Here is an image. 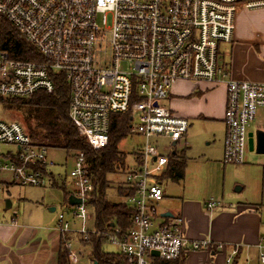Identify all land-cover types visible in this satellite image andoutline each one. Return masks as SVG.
Instances as JSON below:
<instances>
[{
	"label": "built area",
	"instance_id": "2783aa9c",
	"mask_svg": "<svg viewBox=\"0 0 264 264\" xmlns=\"http://www.w3.org/2000/svg\"><path fill=\"white\" fill-rule=\"evenodd\" d=\"M242 9L264 10V0H0V20L11 24L37 55L16 59L0 49V100L54 94L63 79L70 119L93 150L109 146L115 114H130L129 131L144 141L134 165L124 172L122 187L131 193L125 198L130 228L112 226L102 234L127 264H159L179 261L191 251L226 250L224 244L187 238L181 217L162 219L157 205L165 196L161 178L170 155H160L151 138L170 139L172 150L185 139L188 119L163 105L177 83L224 86V163H246L249 128L264 110V83L233 80L221 62V46L232 43ZM48 149L36 144L20 123L0 120V176L9 173L23 187L53 185L51 168L56 165L47 161ZM73 157V196L82 204L71 206L70 215L81 226L74 231L61 212L57 230L70 264H78L69 234L77 233L81 242L100 234L87 228L95 186L85 154ZM216 206L209 202L207 207ZM258 249L264 264V239ZM237 253L235 248L225 264H233Z\"/></svg>",
	"mask_w": 264,
	"mask_h": 264
},
{
	"label": "rangeland",
	"instance_id": "374dc122",
	"mask_svg": "<svg viewBox=\"0 0 264 264\" xmlns=\"http://www.w3.org/2000/svg\"><path fill=\"white\" fill-rule=\"evenodd\" d=\"M237 25L239 32L241 28L248 31L249 35H252L251 40H247V35L241 36L240 33L239 43L234 50L231 49L230 44L221 46L222 59L221 62L228 65L227 61L230 60V56L233 50V65L235 68L242 72H251L258 70L261 63L264 62V39L262 36L259 37L258 33L262 32L264 26V13L260 11H247L242 9L237 17ZM4 38V40H3ZM2 46L6 43L10 44L11 47L15 43V39L11 37H2ZM1 41V39H0ZM245 41L257 42L255 53L249 50L250 45ZM19 42V40L17 41ZM252 42V43H253ZM30 49V48H29ZM7 52L13 55V50L8 49ZM12 58H14L12 56ZM227 60V61H226ZM230 67V65H228ZM230 76V73H229ZM231 79H233L230 76ZM234 80V79H233ZM248 82V81H247ZM261 83V82H252ZM206 87L203 94H209L201 102L195 105H190V98L188 96L193 92V84L190 83H177L173 89V98L171 102L164 101L163 105L182 113L184 110L189 112L197 111L198 116H192L189 118L190 129L188 132L187 139V165L185 167V182H172L165 183V192L168 197L173 200L182 196L183 187H186L188 198L203 199L205 202L215 201L221 203H251L263 205L264 192H262V185L264 180V155H258L256 151H248L246 155V164L234 165V164H223L224 154L222 151L224 136L226 135V127L220 121L222 117L221 98L222 88L219 86L217 89L212 91L210 86L202 85V89ZM213 92V94H212ZM213 95V97H211ZM188 101V102H187ZM24 110H17L15 108H9L0 101V120L5 122H17L23 125L27 129L25 122ZM263 112L259 111L257 118L253 125L249 128L251 132L255 134L256 127L264 131V124L262 121ZM31 123L35 125V121ZM133 126L138 124V120L133 121ZM28 131V129H27ZM151 142L156 144L159 148L160 155L168 156L173 150L171 149V140L168 138L153 137ZM144 141L137 133L128 132L124 138L118 141V151L125 156V169L134 164V157L142 151ZM185 144L182 142L181 146ZM179 148V147H178ZM255 158V159H251ZM47 161L53 163L56 166L51 168L58 180H66L67 190H71L70 186V173L75 167L74 158L68 156L64 149L49 147L47 154ZM120 174H113L109 178L111 180V191L109 190V198L114 201H123L119 195L120 188L123 186V180L125 179V173L120 171ZM13 181V176L9 173H5L0 176V182ZM237 187L244 188L241 192H236ZM115 191V192H112ZM63 188H37V187H23L15 183L6 186L0 190V224L8 225V216L10 213L4 214L3 206L5 201L12 200L14 203V210L19 213V218L32 220L36 218L37 213L32 212L33 203H44V205L51 202L57 209L55 216L58 213L64 212L68 221L72 220L71 215L64 204L65 195ZM24 199V200H23ZM33 202V203H32ZM178 207V203H177ZM91 214V220L87 223L88 230H95L94 225V214L91 209H88ZM25 216V217H23ZM79 224L74 225L78 230L80 229L81 221ZM94 234L90 235L88 241L81 242V238L77 237L72 239L73 250L76 251L79 257L78 264H91L92 260V243L91 238ZM103 251L106 253L117 254L119 248L114 244H104ZM70 263V262H69ZM244 264V263H242Z\"/></svg>",
	"mask_w": 264,
	"mask_h": 264
},
{
	"label": "crops",
	"instance_id": "0c3cea01",
	"mask_svg": "<svg viewBox=\"0 0 264 264\" xmlns=\"http://www.w3.org/2000/svg\"><path fill=\"white\" fill-rule=\"evenodd\" d=\"M237 24L238 23L236 19L234 37L232 43H230L231 49L233 48V50L236 47H239L237 45V43H239V37L237 35L240 32L238 30L239 27ZM240 30L241 36L249 33L248 31H245L244 28H241ZM258 35L259 37L262 36L264 39V29H262V32H259ZM251 38L252 35L248 34L247 40H251ZM245 42H248L250 44L248 46L249 50L255 53L254 48L257 47V42ZM233 50L230 56V60H226L228 62L226 64L230 65V67L226 65V69L230 73V76L236 81L264 83V62L259 65L258 70L256 71L253 70L249 73L239 71V69L235 68L233 65ZM202 85L210 86L212 88V91L218 88L206 83L201 85L193 84V89L191 90L193 92L188 96V98H190V100H188L190 105H195L196 103L201 102L205 97L209 95L203 94V91L206 89V87L202 89ZM173 96L174 95L172 92L170 99H168L169 102H171ZM211 97H213V95ZM221 99L222 117L220 121L224 124L223 119L227 101V92L224 86L222 88ZM169 108H171V106ZM172 110L179 114L178 111L174 109ZM261 111L263 112L262 121L264 124V110ZM198 114L199 113L197 111L192 113L188 110H184L182 113L180 112L179 115L187 118L189 121L190 117H196L198 116ZM256 131L262 130L256 127ZM188 132L185 136V139L179 143L180 145H177L175 148H173V151L169 154L170 158L172 156L175 157V164H173L170 159V163L166 169V172L161 178L165 196L164 199L157 205L158 211L162 216V219H170L173 217L183 218L185 223V235L187 238L191 240L205 239L210 240L214 244H224L226 250L191 251L190 253L185 254L184 257L179 261L162 262L159 264H225L227 259L229 258V255L235 248H238V253L234 258L233 264H260L258 244L262 239H264V202L262 203L263 205L243 202H237L236 204L216 202L217 206L215 208L208 209V203L215 201L205 202L203 199L188 198L185 195L187 194L186 187H183L182 196L175 198L176 202L175 200H173V198L167 196L164 187L165 183H170V178L172 179V182H185V167L188 162L187 153L189 150L187 147ZM250 134H253V132H251V129L249 131V135ZM224 138H226V135L224 136ZM182 142L185 144L181 146ZM224 147L225 139L222 146L223 154ZM248 151H250L249 145ZM71 156L73 157V155ZM251 159L253 160L255 158L251 157ZM178 162H182L185 164L182 169L183 177L181 179H176V175L179 172L176 168V164H178ZM222 162L223 164H225L224 159L222 160ZM123 172H125V170ZM13 183L14 182L10 181H6L4 183L0 182V190L4 187V185L9 186ZM70 186L71 190L68 191L66 180H58L55 176L53 185L45 188H63L65 191L64 195L66 193L64 204L66 205V207L70 208L71 206H76L71 205L69 200L70 197H75L73 196L74 191L71 185V179ZM243 189L244 188L242 187H237L236 192H241ZM262 192H264V180L262 185ZM121 199H123V201L121 202L125 203V198ZM8 201H10V203H7V201H5V204L3 206V213H10V216L6 217L8 218V220L6 221L9 222V226L0 224V264H58L59 251L62 245V241L64 240V236L57 230L58 216L52 214L57 211V209L54 207V204L51 202V204L48 203L44 205V203L42 202H32L33 204H31V209L33 213H37V217L29 220L25 216L23 217H25L26 219H20L19 213L14 210V203L10 199ZM53 208L55 209V211L51 212L50 210H52ZM58 212L57 214L59 215ZM68 212L70 214V210H68ZM79 221V219L73 217L72 220L69 221L74 231L78 230V225L76 228H73V226L79 224ZM68 237L72 240L79 236L74 232L69 234ZM91 264H94L93 255Z\"/></svg>",
	"mask_w": 264,
	"mask_h": 264
},
{
	"label": "trees",
	"instance_id": "16d2710c",
	"mask_svg": "<svg viewBox=\"0 0 264 264\" xmlns=\"http://www.w3.org/2000/svg\"><path fill=\"white\" fill-rule=\"evenodd\" d=\"M2 37L15 39L14 45L6 43L2 46ZM0 49L13 50L16 59H36L37 55L29 45L19 37V34L7 21L0 20ZM19 40V42H17ZM30 48V49H29ZM7 107L24 110L25 122L31 139L38 145L64 149L67 155L84 153L89 172L95 186V191L89 199L88 205L94 214L95 230L99 236L91 238L94 262L97 264H127V259L120 254L106 253L103 245L107 244L104 232L111 230L112 225L123 231L130 228L131 211L125 203L109 198L111 190L110 176L125 170V156L118 151L117 144L128 135L130 114H115L111 118L110 144L107 148L95 151L82 139L69 116V88L63 79H58L54 94L41 92L26 99H1ZM35 121V125L31 121ZM171 161L175 164V157ZM172 164V165H173ZM184 163L178 162L176 179L183 176ZM121 198L131 193L123 187L119 189ZM66 199V193H65ZM69 251L65 241L59 251L58 264L69 263Z\"/></svg>",
	"mask_w": 264,
	"mask_h": 264
},
{
	"label": "water",
	"instance_id": "95a60500",
	"mask_svg": "<svg viewBox=\"0 0 264 264\" xmlns=\"http://www.w3.org/2000/svg\"><path fill=\"white\" fill-rule=\"evenodd\" d=\"M248 145L250 148V151H256L259 155H264V131H257L255 134L249 135ZM70 204L71 205H81L82 200L76 199L75 197H70ZM7 203H10V201L7 200ZM51 212H54L55 209L53 208L50 210ZM153 255L157 256V252H153ZM94 264H97V262H94Z\"/></svg>",
	"mask_w": 264,
	"mask_h": 264
}]
</instances>
